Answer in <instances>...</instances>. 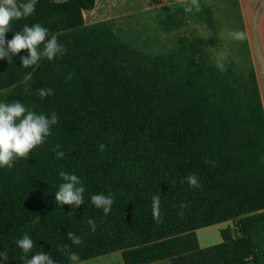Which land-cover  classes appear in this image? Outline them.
<instances>
[{
    "label": "trees",
    "instance_id": "16d2710c",
    "mask_svg": "<svg viewBox=\"0 0 264 264\" xmlns=\"http://www.w3.org/2000/svg\"><path fill=\"white\" fill-rule=\"evenodd\" d=\"M95 3L0 8V264H264L253 70L213 64L196 28L136 48L114 19L85 23ZM154 11L162 30L216 29L204 0ZM234 220L239 236L198 248L196 230Z\"/></svg>",
    "mask_w": 264,
    "mask_h": 264
},
{
    "label": "rangeland",
    "instance_id": "374dc122",
    "mask_svg": "<svg viewBox=\"0 0 264 264\" xmlns=\"http://www.w3.org/2000/svg\"><path fill=\"white\" fill-rule=\"evenodd\" d=\"M15 0H0V8L10 6ZM64 1V0H56ZM189 0H96L92 11L84 12V21L91 24L114 19V31L136 48L154 53L168 50L175 39L196 28L204 39L209 58L215 65L233 61L240 73L250 69L255 74L252 48L259 35H264V0H204L213 11L216 29L209 31L201 26L181 27L171 32L162 30L157 21L161 14L154 8L162 6L188 7ZM256 78V75H255ZM257 82V79H256ZM258 85V84H257ZM232 234L237 237V220L230 224ZM233 229V230H232ZM214 234V231H210ZM186 257L190 258L191 253ZM184 258V257H183ZM171 261V259H170ZM117 254L102 256L76 264H118ZM183 262L192 264L184 259ZM170 264H174L172 261Z\"/></svg>",
    "mask_w": 264,
    "mask_h": 264
},
{
    "label": "crops",
    "instance_id": "0c3cea01",
    "mask_svg": "<svg viewBox=\"0 0 264 264\" xmlns=\"http://www.w3.org/2000/svg\"><path fill=\"white\" fill-rule=\"evenodd\" d=\"M254 43L255 46L252 48V57L255 68V75L257 79L260 99L263 107L264 112V35L261 33L258 37V39L255 40ZM233 221H228L225 223H220L216 225H212L209 227L201 228L195 231V237L197 240V245L199 249H206L213 246H217L222 243V239L220 236V231L222 229L230 228V224ZM233 230V229H232ZM210 231H214V234H210ZM232 232V231H231ZM233 235V234H232ZM234 237V235H233ZM114 254H117L119 256V262L118 264H124L121 252H114L106 256H112ZM195 264H201L200 260H198L197 256L195 257ZM164 264H170V259H165L162 261ZM117 264V263H116Z\"/></svg>",
    "mask_w": 264,
    "mask_h": 264
}]
</instances>
